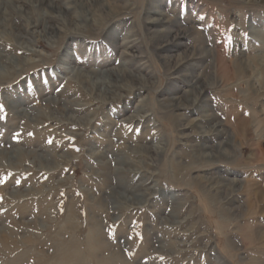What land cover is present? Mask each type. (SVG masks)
<instances>
[{
	"label": "rangeland",
	"instance_id": "374dc122",
	"mask_svg": "<svg viewBox=\"0 0 264 264\" xmlns=\"http://www.w3.org/2000/svg\"><path fill=\"white\" fill-rule=\"evenodd\" d=\"M263 65L264 0H0V264H264Z\"/></svg>",
	"mask_w": 264,
	"mask_h": 264
},
{
	"label": "bare ground",
	"instance_id": "6f19581e",
	"mask_svg": "<svg viewBox=\"0 0 264 264\" xmlns=\"http://www.w3.org/2000/svg\"><path fill=\"white\" fill-rule=\"evenodd\" d=\"M24 10V9H23ZM160 12V11H159ZM62 13V12H61ZM159 14V13H158ZM161 15V14H160ZM58 18L61 20V22L63 23V24H67V19H65L64 18V16H63V14H60L59 16H58ZM160 18H161V16H160ZM153 19V22H157V21H162V19ZM171 22V21H170ZM169 23V22H168ZM57 32V30H55L54 29V25L53 26H49V27H47V29H46V33L47 34H49V35H55V33ZM164 32V31H163ZM33 33L35 34L36 33V31H35V29H34V31H33ZM210 53V52H209ZM181 57V56H180ZM184 60V59H183ZM182 60V61H183ZM223 61V60H222ZM221 60H220V62L218 61V59L217 60H215L214 61V68H215V72L213 73V76L211 77V80H212V82H211V80H209V81H204V82H201V79L199 78V79H197V81H196V83L198 84V83H200V84H198V86H197V99L196 100H198V98L199 97H202L203 96V94L207 91V89L208 88H211V87H213V85H216L217 83H218V79H217V75H218V73H219V71H220V69H221V66H223V63L221 64V62H222ZM186 62V61H185ZM183 63V62H182ZM227 69V68H226ZM262 70H263V75H264V65L262 66V68H261ZM179 70V69H178ZM241 71V70H240ZM179 73V72H178ZM233 73H234V70H233ZM232 73V74H233ZM120 74V73H119ZM118 74V76L117 77H120V75ZM116 75V74H115ZM235 75V74H234ZM122 76H124V74H122ZM264 77V76H263ZM105 83V82H104ZM107 83V82H106ZM100 84V83H99ZM99 84H97V87H98V85ZM112 84V83H111ZM118 84V83H117ZM101 85V84H100ZM99 85V86H100ZM114 85V84H113ZM104 86V88H105V92L104 93H107V91H109L110 92V89H113L112 88V86L110 85V83H108V84H104L103 85ZM220 87V86H219ZM100 90V89H99ZM101 91V92H102ZM194 103H196V101L194 102ZM211 116L212 115H207V118L206 119H208V120H211L212 118H211ZM204 118V117H203ZM214 120V119H213ZM212 121V120H211ZM212 122H214V121H212ZM201 124V123H200ZM200 127V126H199ZM219 128H221L220 127V123H215L213 126H212V128H211V130H209V131H207V130H204L202 133H205V134H207V133H212V130L214 131V132H218L219 131ZM226 128V127H225ZM221 130V129H220ZM184 133H185V130H184ZM219 133V132H218ZM184 135V134H183ZM190 136V135H189ZM245 136H248L246 133H245ZM230 137V136H229ZM234 137V136H233ZM235 139V138H234ZM233 138H229V141L231 142V143H234L235 142V140H234ZM207 146V145H206ZM218 148H216L217 150H212L209 154H207V156L211 159V158H218L219 157V155L221 154L222 155V157L224 156V157H227V158H230L231 156H232V152L230 151V150H228V149H226L227 147H226V143H220L218 146H217ZM205 148V147H204ZM239 148V147H238ZM157 151L156 152H158L159 150L158 149H156ZM258 155H261L260 154V152H259V150L256 152V154H254V156L255 157H257ZM237 183V182H236ZM250 185L248 184V187H249ZM245 187H246V185H245ZM252 188V187H251ZM247 190V189H246ZM259 200L261 199V202H263L264 201V190H260L259 192Z\"/></svg>",
	"mask_w": 264,
	"mask_h": 264
}]
</instances>
